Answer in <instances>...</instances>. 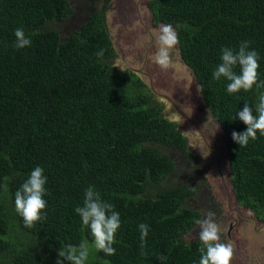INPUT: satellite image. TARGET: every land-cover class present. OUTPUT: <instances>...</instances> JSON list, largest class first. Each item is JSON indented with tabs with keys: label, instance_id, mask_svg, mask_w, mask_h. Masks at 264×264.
<instances>
[{
	"label": "trees",
	"instance_id": "trees-1",
	"mask_svg": "<svg viewBox=\"0 0 264 264\" xmlns=\"http://www.w3.org/2000/svg\"><path fill=\"white\" fill-rule=\"evenodd\" d=\"M82 1L86 17L63 37L54 24L71 14L69 0H0V264H56L61 247L82 241L97 261L86 264H162L161 255L164 264H198L201 241L187 235L203 217L193 201L207 183L190 168L203 162L143 80L115 65L105 20L111 0ZM145 7L152 25L176 29L180 58L223 133L232 197L264 224V135L245 147L231 135L246 130L234 118L245 102L254 108L264 88L229 94L228 81L212 76L222 47L250 41L264 80V0H146ZM17 28L30 47L13 46ZM36 166L48 178L47 218L27 228L14 193ZM89 186L120 214L115 255L94 248L74 211ZM140 223L149 226L144 255Z\"/></svg>",
	"mask_w": 264,
	"mask_h": 264
},
{
	"label": "rangeland",
	"instance_id": "rangeland-1",
	"mask_svg": "<svg viewBox=\"0 0 264 264\" xmlns=\"http://www.w3.org/2000/svg\"><path fill=\"white\" fill-rule=\"evenodd\" d=\"M69 1L71 14L63 22L54 24L63 37L76 28L88 12L82 0ZM145 3L146 0L110 1L105 20L116 51L115 65L121 70L131 69L143 80L162 107L164 116L177 123L192 153L202 160V166L192 165L190 171L195 170L199 182L203 181L199 177L200 172L203 173L207 189L197 193L193 204L202 210V219L209 210L216 213L222 241L234 246L231 264H264V224L248 209L237 205L232 197L223 133L220 127L216 129L218 123L203 102L177 46L171 50L169 69H161L152 59L157 45L151 33L160 25L151 24ZM210 200L219 207L205 208ZM199 230L197 226L187 238L198 237ZM89 257L97 263L91 249Z\"/></svg>",
	"mask_w": 264,
	"mask_h": 264
},
{
	"label": "clouds",
	"instance_id": "clouds-1",
	"mask_svg": "<svg viewBox=\"0 0 264 264\" xmlns=\"http://www.w3.org/2000/svg\"><path fill=\"white\" fill-rule=\"evenodd\" d=\"M14 47L21 49L30 47L32 40L26 36L23 28L14 30ZM157 48L152 59L163 70L170 68L172 63L171 50L179 43L178 33L171 24H161L158 29L151 33ZM104 50L96 53L102 57ZM258 53L250 49V41H241L238 50L229 47L221 48L220 63L215 67L212 76L216 80L222 77L228 81L226 88L229 94L238 93L241 90L248 92L256 88H264V80L259 79ZM239 68V72L236 69ZM123 70V69H122ZM255 112V114H254ZM239 118L247 127L242 132L233 131L232 139L240 146L245 147L250 140L257 139V133L264 135V93L258 98V103L253 106L247 102L243 109L237 112L234 119ZM233 119V120H234ZM219 128L217 125L216 129ZM47 177L44 169L36 166L31 170L27 179L14 193L15 211L23 218L24 226L34 227L35 223L47 218L44 211L47 201L44 198L47 194L45 185ZM81 218L82 225L87 227L93 237V246L97 251H102L107 256L116 254L113 247L115 234L121 226L119 212L115 211V206L102 199L99 191L94 186H89L84 191L83 205L74 210ZM216 213L209 210L206 218L195 220L199 226L198 238L201 241L200 259L198 264H231L234 255V246L230 242L221 239V226L215 219ZM140 231L141 254L146 243L149 226L146 223L138 225ZM89 244L82 241L79 245L66 244L58 250L56 264H86L89 257ZM162 264L167 257L158 256Z\"/></svg>",
	"mask_w": 264,
	"mask_h": 264
},
{
	"label": "flooded vegetation",
	"instance_id": "flooded-vegetation-1",
	"mask_svg": "<svg viewBox=\"0 0 264 264\" xmlns=\"http://www.w3.org/2000/svg\"><path fill=\"white\" fill-rule=\"evenodd\" d=\"M217 205V204H216Z\"/></svg>",
	"mask_w": 264,
	"mask_h": 264
}]
</instances>
